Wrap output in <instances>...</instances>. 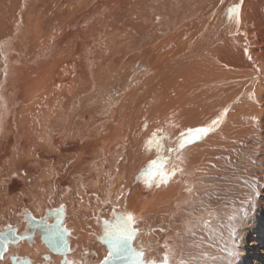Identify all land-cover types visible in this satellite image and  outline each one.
<instances>
[{
    "label": "bare ground",
    "instance_id": "6f19581e",
    "mask_svg": "<svg viewBox=\"0 0 264 264\" xmlns=\"http://www.w3.org/2000/svg\"><path fill=\"white\" fill-rule=\"evenodd\" d=\"M22 1L0 0V42L7 40L0 46V232L13 227L20 237L28 224L25 212L41 220L49 211L51 225L63 206L62 227L71 249L66 258L100 264L107 255L99 241L102 222H110L114 213H132L139 230L132 244L144 250L146 260L160 264L167 254L169 264H176L187 239L201 232L214 241L207 237L204 248L198 242V250L191 245L190 264H216L221 233L232 235L238 214L251 207L246 224L260 242L264 176L247 157L259 126L246 107L259 98L264 49L252 44L250 4L128 0L118 10L121 25L103 32L99 25L114 0H30L23 34L13 43L16 17L4 7L15 11ZM232 7H239V23L228 17ZM131 44L140 50L125 69ZM10 52L16 54L9 58ZM185 90L205 95V107L193 103L185 114L180 108ZM89 91L96 94L88 97ZM97 94L104 100L95 105ZM101 104L106 108L98 113ZM190 128L209 131L177 151L180 133ZM153 133L165 137L164 171H176L166 184L149 169L157 158L155 145L147 144ZM117 197L120 204L114 203ZM247 230L242 248L252 235ZM11 257L26 258L28 264L62 261L37 231L31 243L8 244L0 264H10Z\"/></svg>",
    "mask_w": 264,
    "mask_h": 264
},
{
    "label": "rangeland",
    "instance_id": "374dc122",
    "mask_svg": "<svg viewBox=\"0 0 264 264\" xmlns=\"http://www.w3.org/2000/svg\"><path fill=\"white\" fill-rule=\"evenodd\" d=\"M20 1H22V0H20ZM30 0H23L22 2H20L19 3V5H17L15 8H16V10L15 11H12L11 10V7L9 6V5H5V7H4V11L6 12L5 14H9V15H11L12 14V12H14L13 14H12V16L14 17V15H15V17H16V19H15V17H14V19H15V23L13 24V26L15 27V28H13V30H11V32H13L14 34H11L10 36H11V38H13V40H11L13 43H15L17 40H19L20 39V37L22 36L21 34H23V31H24V28H25V24H26V13L28 12V9H30V2H29ZM241 1H246L248 4H250V5H248V7H247V11H248V14L250 15V21H249V23H248V27H249V33H251L250 35H251V40L253 41L252 42V44H253V46L255 45H257L256 47H254V49H256V50H263L264 49V0H241ZM250 3H249V2ZM25 2V3H24ZM26 2H27V4H26ZM95 2V1H94ZM113 2V0H111V3ZM122 2V3H121ZM22 3V4H21ZM24 3V4H23ZM29 4V5H28ZM114 4H115V7L113 6V8L111 7V9L110 10H108L106 13H107V15H106V21H104L103 23H100V27H101V29L103 28V29H107V28H109V27H111L112 28V26H114L115 25V27L118 25L119 26V24L122 22V20L121 21H119V18L121 17L120 16V14H118L119 13V7L120 8H124V6H126V4H128V0H114ZM118 4V5H117ZM111 5V4H110ZM7 6H9V8L7 7ZM19 6V7H18ZM25 6V7H24ZM28 6V7H27ZM22 7V8H21ZM24 7V8H23ZM20 8V9H19ZM28 8V9H27ZM7 9V10H6ZM10 9V10H9ZM22 9H23V11H25V12H23L22 11ZM22 11V12H21ZM19 12V13H18ZM21 12V13H20ZM254 12V13H253ZM23 13V14H22ZM25 14V15H24ZM111 15V16H110ZM21 16V17H20ZM23 16V17H22ZM120 16V17H119ZM23 18H24V22H23ZM21 19V20H20ZM21 21V22H20ZM24 25H23V24ZM16 24V25H15ZM121 25V24H120ZM21 26V27H20ZM22 26H23V28H22ZM254 26V27H253ZM247 27V28H248ZM258 27V28H257ZM19 28V29H18ZM21 28V29H20ZM102 29V30H103ZM16 30V31H15ZM112 31L114 30V29H111ZM110 30V32L109 33H112V31ZM10 32V33H11ZM17 32V33H16ZM103 32H106V31H104L103 30ZM5 41H7V40H3V42L1 43L0 42V46H2V45H4V43L6 44V42ZM263 42V43H262ZM260 44V45H259ZM136 45H134V44H131V47L129 48V49H127V53H125V55H126V57L125 58H123V62L124 63H129V66L127 65V66H125V69L127 68V67H129V68H131V65L133 64V63H135L136 61H137V53L139 52V47H135ZM261 47V48H260ZM260 48V49H259ZM10 54L11 55H9V58H12L13 57V55L12 54H16V53H13V52H10ZM115 54V55H114ZM113 55H112V57L111 58H113L114 56H116L117 55V53L115 52ZM140 57V56H139ZM94 59V58H93ZM93 59H92V62H93ZM101 60V59H100ZM140 60V59H139ZM123 63V64H124ZM132 63V64H131ZM138 63L139 62H137V67H138ZM93 64H95V61L93 62ZM74 66H73V64H72V66H69L68 67V70H69V73H70V75H72L73 74V72H74ZM85 69H84V73H85ZM91 72H92V70H91ZM90 72V73H91ZM86 74V73H85ZM198 77L197 76H195L193 79H197ZM159 79H160V77H159ZM158 79V80H159ZM192 79V80H193ZM193 82V81H192ZM145 83H148L147 81H145L144 83H142L143 85L145 84ZM191 83V78H190V82L188 83V84H190ZM140 85V87H144L143 85ZM146 85V84H145ZM97 92H98V90H96ZM187 90H185V94H184V100L182 101V103H181V109L184 111V112H186L185 114H189L190 112H191V109H193V108H191V106L190 105H192L193 106V103H195V106L197 107V109L198 108H202V107H205V105H206V101H207V99H206V97H205V95H204V97H203V99H202V95H196V92L195 91H187V92H190L191 93V95H190V93H187L186 92ZM256 92L258 93V96H259V98H258V100H257V102H256V104H253V107H251L250 106V104H252V103H249V105H247V107L246 108H248V106L250 107V108H248V110H251V111H249L250 113H251V115H250V113H249V115L251 116V118L253 119H255V121H256V123H257V126H259V127H257L256 128V130H255V132H254V134L256 133V135H254L253 137H252V140L253 139H255V141H256V143L255 144H257V145H255L254 144V141H250V139H248V141L247 142H249V145H251L252 146V148L250 149V152H248V154H250L249 156L247 155V157L248 158H254L253 160L251 159V163L252 164H254V165H256V167L258 168H256V171H258V173L259 174H262L263 176H264V78H261V82H260V85H259V87H258V89H256ZM92 94H96V92H94V91H89V95H88V97H90ZM192 94H194V96H192ZM132 95V94H131ZM187 97H186V96ZM145 96V95H144ZM132 97H133V95H132ZM132 97L131 98H127V99H130V103L133 101V99H132ZM188 97H189V99L190 98H194L193 100L195 101V98H196V101L195 102H192V104H191V102H188L187 101V99H188ZM115 99H116V96L114 97ZM187 98V99H186ZM88 99V98H87ZM96 99H97V102H95V105H97L98 104V102L99 101H102V100H104V99H102V96H98V94H97V97H96ZM101 99V100H100ZM188 99V100H189ZM201 101V103L203 104V101H204V104L202 105L201 103H198V102H200ZM137 101V100H136ZM129 102V101H128ZM97 103V104H96ZM184 104V106H182ZM197 104H198V106H200V107H198L197 106ZM258 104V105H257ZM102 105V106H101ZM100 106H101V108L97 111L98 113H101L100 111H101V109H105L106 108V106H104V104H101ZM127 105V104H126ZM126 105H122L121 107H123L122 109L124 110L125 109V106ZM255 105V106H254ZM99 106V107H100ZM103 107V108H102ZM245 108V109H246ZM121 108H120V110H122ZM253 109V110H252ZM96 110V109H95ZM120 110H119V116H118V118H120V116H121V113H122V111L120 112ZM246 111H247V109H246ZM255 113V114H254ZM254 114V115H253ZM263 115V116H262ZM253 119V120H254ZM254 121V122H255ZM248 133H250V132H248ZM248 133H246V134H248ZM259 139V140H258ZM258 140V141H257ZM253 142V144L254 145H252V144H250V143H252ZM258 142V143H257ZM254 146V147H253ZM255 151H253V150ZM256 149V150H255ZM253 154V155H252ZM254 163H253V162ZM18 162H20L19 160H17V161H15L14 162V166L16 167H19V163ZM81 163H83V161H81ZM75 166V165H74ZM74 166H72L70 169H69V171L67 172V175H66V177L67 178H69V176L71 175V172H72V170H73V168H74ZM57 195H58V193H57ZM102 195V194H101ZM100 195V196H101ZM121 197V196H120ZM120 197H117L115 200H114V203L115 204H120L121 202V198ZM54 198H52V200H53ZM46 204V203H45ZM21 206V205H20ZM19 206V208H17V211L20 209V208H22V207H20ZM47 207H48V205H46ZM250 210V211H249ZM39 211V210H38ZM13 212H15V211H13ZM250 213H251V215H250ZM14 213H12V215H13ZM12 215H10V218H9V220L10 221H12ZM244 215V218L242 219V216ZM243 215H240V217H239V214H238V220L239 219H241V220H239V224H238V222H237V226H236V230L234 229V230H232V232H233V234L232 235H228V234H225V232H222L221 234H222V238H221V242H220V246L218 247V250H219V253H218V255H217V257H218V262L216 261L215 263L216 264H264V233H262L260 236H261V241L260 242H258L257 241V239H256V237L253 235V233H254V230L252 229V227H250L249 225H247L246 223L247 222H249V219L250 218H252V215H253V209L251 208V207H249V209H248V211L247 212H245ZM248 215V216H247ZM51 218V217H50ZM52 220H53V218H51ZM236 220V219H235ZM232 222V221H231ZM232 224V223H231ZM222 226V225H221ZM245 229H248L247 231H249L252 235L250 236V237H248L247 238V240H246V244H245V247H243L242 248V244H241V242H242V240H243V234H244V230ZM243 231V232H242ZM1 233V232H0ZM225 234V235H224ZM41 236V235H40ZM207 237H209V236H206L205 234H203V233H201V232H195V234H193V236L192 237H190V238H188L187 239V245H186V247H185V251H184V253H183V258H182V260H178L177 261V263L176 264H190V262H191V260H192V258H193V256H192V254H193V250L191 249V245H194V248L196 249V250H198L199 249V243L198 242H201V245H202V247L201 248H204V246L206 245L207 246V244L209 245V243L207 242ZM204 239H205V241H204ZM211 239H213L211 236L209 237V240L211 241ZM214 241V239L212 240V242ZM223 241V242H222ZM257 241V242H256ZM42 242V241H41ZM212 242H211V245H213L214 246V243L212 244ZM255 243V244H254ZM101 245V244H100ZM49 250V249H48ZM241 250H243V251H241ZM203 253V252H202ZM46 262H48L47 260H46ZM221 262V263H220Z\"/></svg>",
    "mask_w": 264,
    "mask_h": 264
},
{
    "label": "snow or ice",
    "instance_id": "6c2138e0",
    "mask_svg": "<svg viewBox=\"0 0 264 264\" xmlns=\"http://www.w3.org/2000/svg\"><path fill=\"white\" fill-rule=\"evenodd\" d=\"M229 19H236L239 23V7H232L228 12ZM217 121H213L215 125ZM158 132L160 130H157ZM209 131V128H195L187 129L185 132L180 133L177 151L183 149L188 144L199 141L203 135ZM165 137H157V133H153V137L147 141L149 146L155 145L157 150V158L152 160L149 164L151 173L158 178L159 183L166 184L172 176L176 175L174 170L171 173L164 171L165 166L168 163L165 155H163L162 139ZM168 151H172L169 149ZM151 187V184H148ZM158 186V184H157ZM63 206L58 211V217L62 214ZM136 219L132 213L116 214L114 213V219L112 222H104V235L101 238V242L107 245V255L104 257L100 264H115L117 260L123 261L124 264H157L156 260H146L144 258V250L133 247L132 242L135 240L138 229L134 227ZM50 233L51 239L57 240L56 251L58 254L65 257L62 264H73V261L68 260L66 257L70 253L71 249L67 243L66 236L69 235L66 228L62 227V220L57 219L56 225L49 226L47 229ZM8 232L15 236V232L9 227ZM0 235H3L0 233ZM6 250V249H5ZM3 258V252H0V259ZM160 264H169L168 256H163Z\"/></svg>",
    "mask_w": 264,
    "mask_h": 264
},
{
    "label": "water",
    "instance_id": "95a60500",
    "mask_svg": "<svg viewBox=\"0 0 264 264\" xmlns=\"http://www.w3.org/2000/svg\"><path fill=\"white\" fill-rule=\"evenodd\" d=\"M51 214H52L51 212L45 211L44 217L41 220H36L29 214V212H25V217L27 218V222H28V224L25 227L26 231H24L20 235V237H17L15 229L13 227H10V228L15 232V236L11 235V233L8 232L9 227L3 229L1 232L3 235H0V252L4 253L6 251L5 249H7L8 244H15L20 239H25V240H27V242L31 243L33 240V236L35 234V231H37L41 235L42 243L49 249V251L54 255L55 254L60 255L55 250L56 245H57V240L50 238V233L47 229H49V226L56 225L57 219L62 220L63 219V213L59 217L54 218L53 223L51 225L50 224L48 225L46 223V219H47V216H50ZM113 219H114V216L112 217L110 222H112ZM102 225H103V234L99 238L100 243H102L101 238L104 235V222H102ZM102 244H104V243H102ZM105 247L107 248V245H105ZM107 251H108V248H107ZM43 258L45 260H47L48 256L44 255ZM64 259H65V257L62 256V261ZM62 261L60 262L61 264H62ZM28 262L29 261L26 258H23V259H17L16 257L10 258V264H28ZM115 264H124V262L117 260L115 262Z\"/></svg>",
    "mask_w": 264,
    "mask_h": 264
}]
</instances>
